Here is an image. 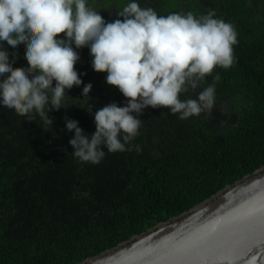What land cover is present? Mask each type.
Returning a JSON list of instances; mask_svg holds the SVG:
<instances>
[{"label": "trees", "instance_id": "1", "mask_svg": "<svg viewBox=\"0 0 264 264\" xmlns=\"http://www.w3.org/2000/svg\"><path fill=\"white\" fill-rule=\"evenodd\" d=\"M203 2L160 0L156 9L160 15L199 16ZM207 2L216 18L235 27L237 63L215 70L221 80L210 114L180 120L167 109H145L140 135L131 142L141 147L139 153L105 150L99 165L72 156L74 133L67 131L66 118L91 136L94 115L82 108L90 103L95 112L127 103L106 83L105 73L92 69L87 48L76 50L75 68L83 84L67 91L66 109L50 112L53 128L45 132L38 117L29 123L0 110V264H79L190 211L264 167V0L258 5L255 0ZM5 51L14 54L7 46ZM15 55L14 71L29 67L23 47ZM88 83L96 89L86 101L82 90ZM211 83L208 77L204 85Z\"/></svg>", "mask_w": 264, "mask_h": 264}, {"label": "clouds", "instance_id": "2", "mask_svg": "<svg viewBox=\"0 0 264 264\" xmlns=\"http://www.w3.org/2000/svg\"><path fill=\"white\" fill-rule=\"evenodd\" d=\"M118 17L106 23L90 0H0V110L29 123L38 117L45 132L53 128L50 112L66 109L67 91L83 84L75 65L76 50L84 48L92 69L105 73L106 83L126 98L124 106L82 108L94 115L91 136L77 121L65 119L67 131L74 133L72 156L82 163L99 165L106 151L139 153L141 147L131 142L140 135V117L149 107L167 109L180 120L210 114L221 80L215 70L237 63L238 34L231 23L216 18L215 10L160 15L128 0ZM22 47L29 67L14 71ZM208 77L212 83L202 87ZM198 89L196 99L180 98ZM91 90V83L83 86V100H90Z\"/></svg>", "mask_w": 264, "mask_h": 264}, {"label": "water", "instance_id": "3", "mask_svg": "<svg viewBox=\"0 0 264 264\" xmlns=\"http://www.w3.org/2000/svg\"><path fill=\"white\" fill-rule=\"evenodd\" d=\"M79 264H264V167Z\"/></svg>", "mask_w": 264, "mask_h": 264}, {"label": "flooded vegetation", "instance_id": "4", "mask_svg": "<svg viewBox=\"0 0 264 264\" xmlns=\"http://www.w3.org/2000/svg\"><path fill=\"white\" fill-rule=\"evenodd\" d=\"M160 0H139V4L141 7H151L152 4H154V9L158 12L159 10L156 9L158 3ZM128 2V0H92V6L99 11L103 15V19L105 20L106 23L108 22H114L116 19L120 18L118 17V11H122L123 6ZM259 0H255V4L258 5ZM91 3V0H90ZM213 10L210 5L208 4L207 0L202 3V8H201V14H206L207 10ZM122 19V18H120ZM81 75V73H79ZM202 87H205L203 84ZM96 89V86L92 85V91ZM202 91V89H198L196 94H199V92ZM69 92V91H68ZM90 92V93H91ZM68 96V94H67ZM217 104V101L215 102V105ZM225 106L224 103H222L219 107ZM218 107V108H219ZM214 123H221L215 118H212L211 120ZM227 122H224L222 124L226 125Z\"/></svg>", "mask_w": 264, "mask_h": 264}]
</instances>
